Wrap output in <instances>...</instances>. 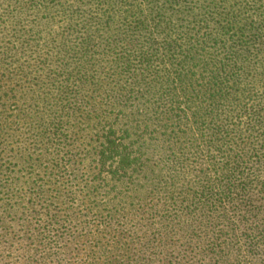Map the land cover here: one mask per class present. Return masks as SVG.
Returning <instances> with one entry per match:
<instances>
[{"label": "trees", "instance_id": "16d2710c", "mask_svg": "<svg viewBox=\"0 0 264 264\" xmlns=\"http://www.w3.org/2000/svg\"><path fill=\"white\" fill-rule=\"evenodd\" d=\"M0 264H264V0H0Z\"/></svg>", "mask_w": 264, "mask_h": 264}]
</instances>
